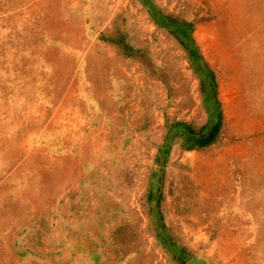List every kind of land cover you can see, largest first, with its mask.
<instances>
[{
    "label": "rangeland",
    "instance_id": "374dc122",
    "mask_svg": "<svg viewBox=\"0 0 264 264\" xmlns=\"http://www.w3.org/2000/svg\"><path fill=\"white\" fill-rule=\"evenodd\" d=\"M0 264H264V0H0Z\"/></svg>",
    "mask_w": 264,
    "mask_h": 264
}]
</instances>
